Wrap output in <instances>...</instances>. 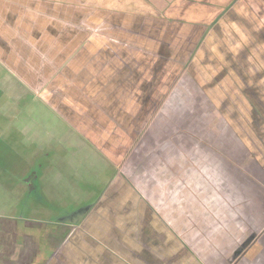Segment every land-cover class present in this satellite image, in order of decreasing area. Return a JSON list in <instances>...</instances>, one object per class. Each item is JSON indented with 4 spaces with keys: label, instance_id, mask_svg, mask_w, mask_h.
<instances>
[{
    "label": "crops",
    "instance_id": "obj_1",
    "mask_svg": "<svg viewBox=\"0 0 264 264\" xmlns=\"http://www.w3.org/2000/svg\"><path fill=\"white\" fill-rule=\"evenodd\" d=\"M234 1L0 0V138L43 156L47 194V231L0 233V264H264V0ZM195 40L245 133L165 110Z\"/></svg>",
    "mask_w": 264,
    "mask_h": 264
},
{
    "label": "rangeland",
    "instance_id": "obj_2",
    "mask_svg": "<svg viewBox=\"0 0 264 264\" xmlns=\"http://www.w3.org/2000/svg\"><path fill=\"white\" fill-rule=\"evenodd\" d=\"M86 1L84 0V2ZM242 1L247 2V0ZM248 2L250 3L251 0H248ZM235 3L236 0L233 3V7ZM196 9L195 12L198 13ZM165 18L170 19L166 16ZM184 24H186L185 20ZM189 41L191 42V40ZM196 42V52L192 59H196L195 62L199 63L192 65L191 60H189L180 68L182 77L179 82H177L176 77L168 81L170 85L163 90V99L166 106L173 108L165 110L175 111L168 114L172 120L184 122L186 119H192L194 116L195 120L193 121L198 123L202 121L200 116L203 115L205 119H212L213 122L226 120L232 124L236 131L238 130L239 134L245 133L247 129L242 127V122L248 124L250 122L249 120H251L248 116L250 108L244 102L245 97L239 95L235 81L232 79V74L228 75L226 73L224 76L227 79L220 80L219 74L221 66L223 67L222 61L218 69L219 62L209 66L201 63L203 57L198 48L202 40H197ZM211 51L218 52V49L214 48ZM218 108L223 113H219ZM178 110H184L185 112L183 113ZM165 116H167V113H165ZM16 125L19 126V123L17 122ZM213 127L211 126L210 129H213ZM181 130L179 128V131ZM248 131L250 132V129ZM220 142L222 141L220 140ZM21 144V140H17L14 133L5 134L0 138V218H11L18 222L17 225H13L10 220L6 223L3 219H0V233H3L4 236V247L10 253H12V248L9 247L10 239L14 237L15 231L17 234L23 235L25 233L29 237L35 235L32 233V229L37 230L39 227L47 231V194L41 193V191L39 193L34 192L35 190L21 192V189L16 186L18 184L20 186L24 185L26 174L33 176L35 169L39 170L41 166L40 169H43V156H39L37 161L33 162L32 166L34 168H27L25 163L30 165L26 161L32 150L28 149L26 145ZM256 144L261 148L263 152L262 156H264V130L262 134H256ZM196 155H193L192 158ZM26 185H28L27 187L29 189L30 182ZM29 222L31 224L33 222L44 225L37 224V228L33 227L34 225L25 226ZM36 234L39 237L42 236L38 232ZM0 239L3 240V238ZM180 254L181 261L185 264H197L190 263L189 255L182 251V249Z\"/></svg>",
    "mask_w": 264,
    "mask_h": 264
},
{
    "label": "flooded vegetation",
    "instance_id": "obj_3",
    "mask_svg": "<svg viewBox=\"0 0 264 264\" xmlns=\"http://www.w3.org/2000/svg\"><path fill=\"white\" fill-rule=\"evenodd\" d=\"M32 167V166H31ZM31 167H29V168H31ZM32 168H34V167H32ZM38 169H35V171L33 172V174H36V173H38V172H36ZM39 171V170H38ZM31 180V181H30ZM25 181H27L28 183L30 182V191H34V192H37V186L35 185V181H37V178H34V176H32V175H27L26 174V176H25V178H24V182ZM39 193V192H38Z\"/></svg>",
    "mask_w": 264,
    "mask_h": 264
}]
</instances>
